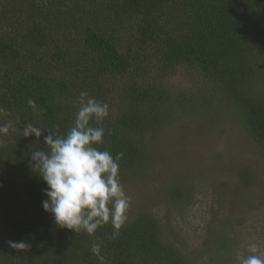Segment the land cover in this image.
Segmentation results:
<instances>
[{
	"label": "trees",
	"instance_id": "1",
	"mask_svg": "<svg viewBox=\"0 0 264 264\" xmlns=\"http://www.w3.org/2000/svg\"><path fill=\"white\" fill-rule=\"evenodd\" d=\"M262 64L264 0H0V124L16 129L0 135V264H195L150 213L129 218L115 238L110 224L92 236L58 227L42 207L46 182L29 163L48 133L36 143L20 130L34 123L65 135L87 91L110 106L97 147L123 153L120 178L147 162L169 105L207 112L217 103L264 151ZM185 67L213 100L164 89Z\"/></svg>",
	"mask_w": 264,
	"mask_h": 264
},
{
	"label": "rangeland",
	"instance_id": "2",
	"mask_svg": "<svg viewBox=\"0 0 264 264\" xmlns=\"http://www.w3.org/2000/svg\"><path fill=\"white\" fill-rule=\"evenodd\" d=\"M163 87L190 99L201 92L214 99L186 67ZM168 108L148 139L147 162L120 178L131 198L127 220L150 213L164 240L195 264H240L252 244L264 255V151L217 103L207 112ZM172 188L180 194L172 195Z\"/></svg>",
	"mask_w": 264,
	"mask_h": 264
},
{
	"label": "clouds",
	"instance_id": "3",
	"mask_svg": "<svg viewBox=\"0 0 264 264\" xmlns=\"http://www.w3.org/2000/svg\"><path fill=\"white\" fill-rule=\"evenodd\" d=\"M28 105L36 109V101L28 99ZM78 110L73 125L65 135L45 131L34 123H25L22 136L32 135L39 143L43 133L44 145L30 153V167L47 187L43 189L47 199L43 209L50 213L56 225L92 236L110 224L112 238L118 237L127 221L130 196L120 180V161L123 153L115 157L97 145L104 143L105 129L102 122L110 114V106L98 101L87 91H81L74 100ZM94 122V123H93ZM16 131L11 121L0 124V135ZM12 249L26 250L23 241L7 242ZM91 251L101 261L100 245L92 243ZM249 255L240 264H264V255L258 254L255 244L249 245Z\"/></svg>",
	"mask_w": 264,
	"mask_h": 264
}]
</instances>
